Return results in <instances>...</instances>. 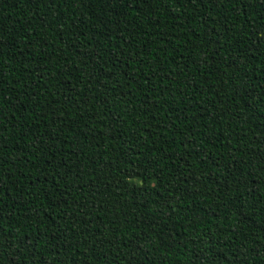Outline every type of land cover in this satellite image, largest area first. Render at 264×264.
Segmentation results:
<instances>
[{
	"label": "trees",
	"instance_id": "1",
	"mask_svg": "<svg viewBox=\"0 0 264 264\" xmlns=\"http://www.w3.org/2000/svg\"><path fill=\"white\" fill-rule=\"evenodd\" d=\"M0 264H264V0H0Z\"/></svg>",
	"mask_w": 264,
	"mask_h": 264
}]
</instances>
